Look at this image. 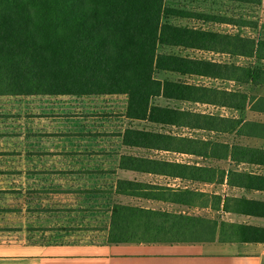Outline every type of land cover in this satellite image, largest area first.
Masks as SVG:
<instances>
[{"label": "trees", "instance_id": "trees-1", "mask_svg": "<svg viewBox=\"0 0 264 264\" xmlns=\"http://www.w3.org/2000/svg\"><path fill=\"white\" fill-rule=\"evenodd\" d=\"M171 1L0 0V232L20 231L6 215L22 212L24 180L45 194L52 185L35 181L73 193L62 183L72 179L98 181L78 194L112 198L108 244H264L262 228L196 214L264 218V202L247 198L264 194V146L249 144L264 124L245 119L264 106L252 92L264 87V39L242 33L257 22ZM225 182L240 195L205 191Z\"/></svg>", "mask_w": 264, "mask_h": 264}, {"label": "crops", "instance_id": "crops-1", "mask_svg": "<svg viewBox=\"0 0 264 264\" xmlns=\"http://www.w3.org/2000/svg\"><path fill=\"white\" fill-rule=\"evenodd\" d=\"M252 92L257 98L264 97V87ZM245 119L264 124L263 104L254 102V109L245 112ZM249 144L261 147L264 139H250ZM33 182H22L19 216L6 215L7 221L20 231L0 232V264H264V244L226 242L218 235L213 240L192 242L108 244L105 230L110 214L106 210L112 198L108 194H78L98 181L62 182L72 186L73 193L53 188L61 183L59 180L35 181L37 186L52 185L45 194L32 193L31 189L29 193L25 187ZM205 191L222 199L227 195H240L228 189L226 182L220 187L207 186ZM262 195L254 193L247 198L264 202ZM5 198L12 199L11 196ZM196 214L216 220L218 224L264 229V218L240 215L232 210L217 212L208 208Z\"/></svg>", "mask_w": 264, "mask_h": 264}, {"label": "rangeland", "instance_id": "rangeland-1", "mask_svg": "<svg viewBox=\"0 0 264 264\" xmlns=\"http://www.w3.org/2000/svg\"><path fill=\"white\" fill-rule=\"evenodd\" d=\"M171 3L175 6L179 7H185L186 9L190 10H203V11H217L222 14H228V15H236V16H241L243 18H247L250 21L257 22L258 24V29L254 30L251 28H247L242 31L243 35L246 36H251L256 38L257 40L264 39V29L261 27L264 25V0L261 2L260 7H251L250 5H240V4H215L213 2H205L202 0H173ZM183 25H188V26H195L199 28H205L209 30H214V31H220V32H232L234 33V30L230 27L227 26H218V25H213V24H202L198 22H188L183 20L182 22ZM230 28V29H229ZM200 57L203 55H199ZM203 57L206 58H214L216 60H221V61H229L227 57H219V56H214V55H204ZM233 62L243 64L245 61L244 60H233ZM159 79H175L176 77L173 75H169L166 73H160L157 75ZM160 104L165 105L168 104V102L164 101H159ZM169 105L174 106V107H183V105L176 104V103H170ZM60 122L58 121H47L45 124L49 126H54L56 128H60L61 126L59 125ZM47 131V130H45ZM197 136H201L200 133L196 134ZM179 159V157H178ZM181 160V158L179 159ZM263 196V201H264V195Z\"/></svg>", "mask_w": 264, "mask_h": 264}]
</instances>
